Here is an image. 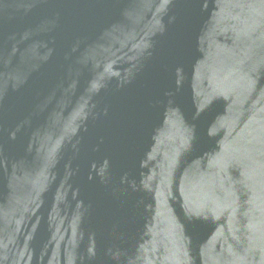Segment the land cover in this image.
I'll use <instances>...</instances> for the list:
<instances>
[{
	"label": "water",
	"instance_id": "obj_1",
	"mask_svg": "<svg viewBox=\"0 0 264 264\" xmlns=\"http://www.w3.org/2000/svg\"><path fill=\"white\" fill-rule=\"evenodd\" d=\"M0 264H264V0H0Z\"/></svg>",
	"mask_w": 264,
	"mask_h": 264
}]
</instances>
